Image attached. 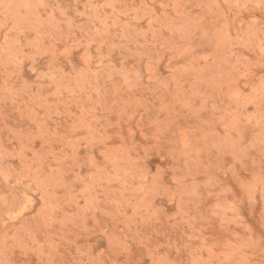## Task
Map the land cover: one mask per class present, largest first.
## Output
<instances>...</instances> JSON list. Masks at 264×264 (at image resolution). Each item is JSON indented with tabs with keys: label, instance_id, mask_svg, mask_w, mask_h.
Returning <instances> with one entry per match:
<instances>
[{
	"label": "rangeland",
	"instance_id": "374dc122",
	"mask_svg": "<svg viewBox=\"0 0 264 264\" xmlns=\"http://www.w3.org/2000/svg\"><path fill=\"white\" fill-rule=\"evenodd\" d=\"M0 264H264V0H0Z\"/></svg>",
	"mask_w": 264,
	"mask_h": 264
}]
</instances>
